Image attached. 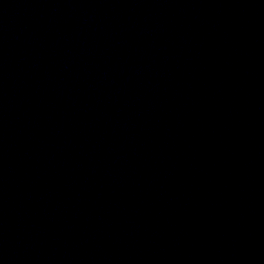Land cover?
I'll list each match as a JSON object with an SVG mask.
<instances>
[{
	"label": "water",
	"instance_id": "1",
	"mask_svg": "<svg viewBox=\"0 0 264 264\" xmlns=\"http://www.w3.org/2000/svg\"><path fill=\"white\" fill-rule=\"evenodd\" d=\"M0 264H264V0H0Z\"/></svg>",
	"mask_w": 264,
	"mask_h": 264
}]
</instances>
